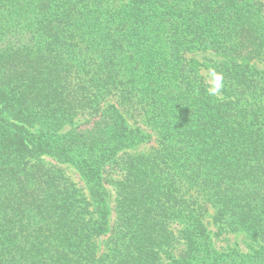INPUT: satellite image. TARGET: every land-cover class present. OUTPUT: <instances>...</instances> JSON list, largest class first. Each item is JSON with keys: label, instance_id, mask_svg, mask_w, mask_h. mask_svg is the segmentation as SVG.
<instances>
[{"label": "trees", "instance_id": "obj_1", "mask_svg": "<svg viewBox=\"0 0 264 264\" xmlns=\"http://www.w3.org/2000/svg\"><path fill=\"white\" fill-rule=\"evenodd\" d=\"M0 264H264V0H0Z\"/></svg>", "mask_w": 264, "mask_h": 264}, {"label": "rangeland", "instance_id": "obj_2", "mask_svg": "<svg viewBox=\"0 0 264 264\" xmlns=\"http://www.w3.org/2000/svg\"><path fill=\"white\" fill-rule=\"evenodd\" d=\"M203 74L206 77V81L208 83H210V81L212 80V77L210 75L209 70H204ZM148 146H149L148 144L147 145H143V147H141L142 148L141 150H146L148 148ZM62 166L64 167L66 174L74 182H76L77 185L84 186L83 180L81 179V177L79 176V174L75 171V169L73 167H71L68 164H64ZM108 189H109V199H112V194H113L112 193V189L111 188H108ZM111 217H113V213H111ZM249 243H250V241H248V239H246L243 235H241V234H233V233H230L228 235H226V234L224 235L223 234V235H221L220 238H218L216 240V245L217 246H228V245L231 246V245H234V246H236L237 248H239L241 250H245L246 247H247V244H249Z\"/></svg>", "mask_w": 264, "mask_h": 264}, {"label": "clouds", "instance_id": "obj_3", "mask_svg": "<svg viewBox=\"0 0 264 264\" xmlns=\"http://www.w3.org/2000/svg\"><path fill=\"white\" fill-rule=\"evenodd\" d=\"M223 87V75L213 72L210 87L207 89L209 95H216Z\"/></svg>", "mask_w": 264, "mask_h": 264}]
</instances>
